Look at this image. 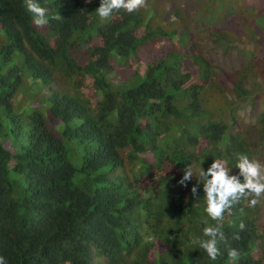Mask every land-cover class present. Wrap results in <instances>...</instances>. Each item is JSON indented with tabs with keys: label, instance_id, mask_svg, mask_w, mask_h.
I'll list each match as a JSON object with an SVG mask.
<instances>
[{
	"label": "trees",
	"instance_id": "trees-1",
	"mask_svg": "<svg viewBox=\"0 0 264 264\" xmlns=\"http://www.w3.org/2000/svg\"><path fill=\"white\" fill-rule=\"evenodd\" d=\"M246 1L236 6L248 33L238 42L249 50L241 70L227 73L194 52L193 34L210 17L199 0H146L103 21L100 0H37L48 8L43 27L23 0H0L7 264H232L230 247L241 253L235 264H264L258 205L247 198L220 222L216 260L197 242L216 224L204 211L200 168L220 160L243 182L233 154L264 150V104L250 126L236 114L249 79L264 89V25L248 23L264 18V0ZM185 16L191 31L179 27ZM185 168L193 176L182 186Z\"/></svg>",
	"mask_w": 264,
	"mask_h": 264
},
{
	"label": "clouds",
	"instance_id": "clouds-1",
	"mask_svg": "<svg viewBox=\"0 0 264 264\" xmlns=\"http://www.w3.org/2000/svg\"><path fill=\"white\" fill-rule=\"evenodd\" d=\"M146 0H100L99 7L95 10L98 17L103 21L111 17L114 11L121 9L127 13H133L144 7ZM25 11L31 16L33 23L38 27L48 24V8L41 6L37 0H23ZM55 18V17H53ZM239 170V177L229 175V168L220 160H214L207 170L200 168L198 183H203L204 190V211L215 221L216 224L204 227L203 235L198 239L199 248L202 249L210 260H216L221 255L218 243L225 240L221 230L225 213L231 214L233 206L242 198L248 199L249 208H255L264 198V165L255 159H250L245 153L233 154ZM193 172L190 168H185L182 178L178 183L186 186V181L192 178ZM197 188L193 186L191 193L195 197ZM207 223V222H206ZM239 230L245 229V224H239ZM234 240H239V233H234ZM227 256L232 264L240 258L241 253L236 248H228ZM0 264H7L5 258L0 256Z\"/></svg>",
	"mask_w": 264,
	"mask_h": 264
},
{
	"label": "rangeland",
	"instance_id": "rangeland-1",
	"mask_svg": "<svg viewBox=\"0 0 264 264\" xmlns=\"http://www.w3.org/2000/svg\"><path fill=\"white\" fill-rule=\"evenodd\" d=\"M189 1L190 0H176V4L179 2L182 4L185 3L186 5L189 4ZM199 2L201 5H206V9L202 11V13L207 16L210 15V17L207 22L205 18H203L204 27H201L196 34H193L194 52L200 54L212 65L224 72L230 73L241 70L247 56V51L249 50V45L246 43L241 44L238 40H241L244 34L248 35L246 27L244 26L247 18L245 16V11L240 8V10L237 9L236 6H242L241 4H246L247 1L236 0L235 4L233 0H199ZM159 7H161V9L165 8L161 4ZM191 9L193 10V5L189 10ZM189 10L188 12H190ZM222 21L229 22V24L233 26L234 31L228 25L221 26L223 24ZM192 22V17L185 16L179 27L183 28V30L186 28L191 31L188 26H191ZM249 22H251L253 26L252 30H254V27L256 28L257 26L264 25V18L254 21L248 20V23ZM206 26L210 29L209 31L217 30V35L220 37H213L208 30H205ZM180 30L179 28V31ZM244 87L245 90H249L251 94L244 100H241L240 105H237L239 108H237L236 114L242 125L250 126L254 122L255 113L263 106L260 104H264V97H262V92L264 95V89L261 87L259 79L254 78L249 79ZM229 98L231 100L234 99L233 95H229ZM255 160L264 165V150L259 153ZM257 215L258 227L264 232V198H262L261 202L258 204Z\"/></svg>",
	"mask_w": 264,
	"mask_h": 264
}]
</instances>
